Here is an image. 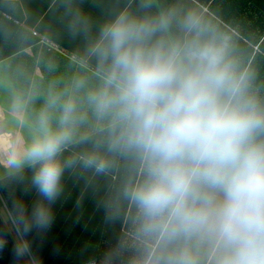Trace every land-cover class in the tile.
Returning a JSON list of instances; mask_svg holds the SVG:
<instances>
[{
    "label": "clouds",
    "instance_id": "obj_1",
    "mask_svg": "<svg viewBox=\"0 0 264 264\" xmlns=\"http://www.w3.org/2000/svg\"><path fill=\"white\" fill-rule=\"evenodd\" d=\"M184 29L183 38L157 37L166 20L127 13L107 23L97 44L106 81L89 101L115 118L145 162V179L129 195L142 233L157 245L153 264H191L193 238L212 243L216 264H264V104L198 18ZM58 99L49 98L37 135L13 162L35 168L32 183L47 201L62 190L57 157L77 119L68 100L60 126H51ZM32 215L41 226L52 219L44 203Z\"/></svg>",
    "mask_w": 264,
    "mask_h": 264
},
{
    "label": "trees",
    "instance_id": "obj_2",
    "mask_svg": "<svg viewBox=\"0 0 264 264\" xmlns=\"http://www.w3.org/2000/svg\"><path fill=\"white\" fill-rule=\"evenodd\" d=\"M230 1L216 0L212 5L217 20L216 30L210 36L223 45L228 58L245 77L249 92L264 104V0ZM240 3L248 8L247 19L242 17L238 26L240 34L251 44L259 45L262 41L259 46L262 54L258 53L251 62L252 49L239 39L227 45L224 35L229 31L220 22L234 25L238 15L229 8L239 7ZM5 21L0 17V37L9 46L0 44V62L35 41L25 40L26 32L14 26L10 29L9 21ZM26 95L24 99H28ZM38 120L34 119L37 128ZM113 122L97 133L70 135L57 157L63 168L62 190L54 201L42 197L32 183L34 167L27 166L0 179L4 202L1 209L11 223L13 219L27 253L36 264H87L93 260L99 264H146L149 251L141 247L129 249L127 233H123L124 229L141 224L140 210L129 193L145 179V162L134 148L126 145L119 123ZM89 160L105 161L104 169L98 171L95 164L87 163ZM38 203L51 209L52 219L47 226L39 225L32 215ZM0 264H33L31 259H25L1 214Z\"/></svg>",
    "mask_w": 264,
    "mask_h": 264
},
{
    "label": "crops",
    "instance_id": "obj_3",
    "mask_svg": "<svg viewBox=\"0 0 264 264\" xmlns=\"http://www.w3.org/2000/svg\"><path fill=\"white\" fill-rule=\"evenodd\" d=\"M215 1L174 0L173 3H162L159 0H0V17L5 22L9 21L7 23L10 29L14 26L26 32L23 34L25 40L35 39L25 50L2 60L0 66L12 75V81L23 97L21 100L25 103L29 99L30 106L24 105L23 109L28 113L32 124L36 117L39 119L49 98L58 97L57 106L49 110L54 129L60 126V105L72 100L76 106L77 119L71 127V134L97 133L100 129L112 126L115 120L111 114L98 113L89 101V95L100 89L106 81L108 62L103 61L97 51L105 25L114 21L121 13L139 19H164L167 21V33L161 31L157 33V37L164 35L165 38L179 39L185 35L184 25L188 18L195 17L205 33L210 35L216 30L217 17L211 9ZM228 2L231 1L226 0ZM162 7L165 10L160 12ZM229 10L235 11L238 17L234 20V25L232 22L226 24L220 21L229 31L224 35L225 41L228 45L232 40H242L252 49L251 62L258 53L262 54L259 50L262 41L259 45L251 44L239 32L238 26L242 17L247 19L248 8L242 7L240 3L239 7L233 5ZM7 14L13 20L7 19ZM253 17L257 19L256 12ZM2 39L0 37V44L8 48L9 45L3 43ZM24 95L28 99H24ZM2 113L3 119V109ZM93 118H96L94 122L91 121ZM1 128L3 131L6 129L3 126ZM5 150L0 147L1 156L5 154ZM124 232L127 233L126 244L129 249L141 247L149 251L146 264H153L157 245L142 233L141 224H134L131 230L124 229ZM202 242V247L210 246L209 241ZM187 248L190 258L199 262L198 254L191 247ZM214 250L213 246L210 256L207 257L205 253L204 259H201L205 264L210 261Z\"/></svg>",
    "mask_w": 264,
    "mask_h": 264
},
{
    "label": "rangeland",
    "instance_id": "obj_4",
    "mask_svg": "<svg viewBox=\"0 0 264 264\" xmlns=\"http://www.w3.org/2000/svg\"><path fill=\"white\" fill-rule=\"evenodd\" d=\"M22 98L23 97L18 91L14 81H12V75L9 74L6 68L4 69L0 66V109H3L5 115L3 119V115L0 119V147L1 149H6L4 151L6 158H2L0 152V179L9 175V173H15L27 167L24 166L18 169L13 166V162L31 144L37 135L38 128L36 127L34 121L33 124L29 121L28 113H26V110L23 109L24 105H28L29 99L24 103V101L21 100ZM1 126L5 127V131L7 132L3 131ZM3 205L4 202L1 199L0 194V214L5 219L20 251L28 261L29 259H32V257L29 253H27V247L24 245L21 235L17 232L13 219L12 224L8 219L7 213L2 211L1 206L3 207ZM15 230L17 234L15 233ZM138 241L142 243L139 239ZM202 243V239L193 238L186 244V246L191 247L193 251L198 254L200 259L198 262L197 260L191 258V264H205V261L203 262L201 259H204L205 253L207 257L210 256V253L213 250L212 243L210 242V246L208 247H202ZM216 256L217 253L215 249L208 264H216Z\"/></svg>",
    "mask_w": 264,
    "mask_h": 264
},
{
    "label": "built area",
    "instance_id": "obj_5",
    "mask_svg": "<svg viewBox=\"0 0 264 264\" xmlns=\"http://www.w3.org/2000/svg\"><path fill=\"white\" fill-rule=\"evenodd\" d=\"M6 18L9 19V20H13V17H12L10 14H7V15H6ZM17 23L20 24L19 21H17ZM35 34H36V33H35ZM2 115H3V113H2V110L0 109V119H1ZM2 158H6V156H5V157H2ZM31 260L33 261V264H36V262H35V260L33 259V257H32ZM87 264H99V261H98V260H95V261L89 262V263H87Z\"/></svg>",
    "mask_w": 264,
    "mask_h": 264
},
{
    "label": "bare ground",
    "instance_id": "obj_6",
    "mask_svg": "<svg viewBox=\"0 0 264 264\" xmlns=\"http://www.w3.org/2000/svg\"><path fill=\"white\" fill-rule=\"evenodd\" d=\"M2 157H5V155L3 154Z\"/></svg>",
    "mask_w": 264,
    "mask_h": 264
}]
</instances>
